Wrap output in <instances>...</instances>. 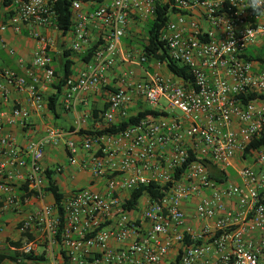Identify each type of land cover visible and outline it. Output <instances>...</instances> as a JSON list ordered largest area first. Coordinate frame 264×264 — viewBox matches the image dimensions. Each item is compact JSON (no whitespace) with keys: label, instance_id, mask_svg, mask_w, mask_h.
Masks as SVG:
<instances>
[{"label":"built area","instance_id":"built-area-1","mask_svg":"<svg viewBox=\"0 0 264 264\" xmlns=\"http://www.w3.org/2000/svg\"><path fill=\"white\" fill-rule=\"evenodd\" d=\"M97 1L71 4L73 51L83 54L91 46L90 22L98 23L100 43L87 69L67 79L65 110L78 114V103L89 104L82 96L109 85L131 22L155 19L163 5L169 6V14L161 40L170 58L189 69L194 85L159 62L152 64L148 79H138L127 69L108 94L98 128L82 135L84 121L77 115L71 130L50 127L30 139L25 152L6 128L25 129L30 108L0 112V155L7 159L0 164V179L8 163L28 169L21 183L28 184L29 195L22 199L12 182L0 181V217L39 205L20 222L25 238L13 251L24 257L45 255L62 264H168L177 245L181 264H264V148L253 153L254 164L237 170V181L229 175L264 127L263 102L244 100L264 94V73L254 71L248 56L256 38L264 36V22L256 23L260 15L246 8L249 0ZM7 13L0 16V49L15 57L4 36L26 32L36 42L32 66L38 72H28L29 83L0 68V98L8 102L12 89L27 91L33 108L42 112L48 105L42 82H56L53 41L44 30L61 32L58 14L51 0H13ZM133 61L132 54L123 59ZM146 61L141 53L137 56L140 64ZM145 110L163 115L144 117L116 134L99 133ZM60 146L67 163L46 167L48 149ZM81 151L88 154L82 164ZM78 166L99 188L72 191L60 214L54 202H47L45 189L50 180ZM212 168L229 179H212ZM150 184L166 187V194L158 201L145 195L137 208L125 210L132 192ZM193 198L195 219L201 223L196 229L188 227L184 211ZM187 237L192 244H186Z\"/></svg>","mask_w":264,"mask_h":264},{"label":"crops","instance_id":"crops-1","mask_svg":"<svg viewBox=\"0 0 264 264\" xmlns=\"http://www.w3.org/2000/svg\"><path fill=\"white\" fill-rule=\"evenodd\" d=\"M109 0H99L98 5L108 2ZM0 16L7 17V9L2 6V0H0ZM264 22V15L256 20V23ZM136 24V25H135ZM145 23H140L139 21L131 22L129 30L126 37L123 39L122 43V53L120 56V61L118 66L114 71L109 73V85L103 87L97 93H91L82 96V100L89 102L88 107H84L81 103H78V114L74 112L65 110L63 106L65 98V88L63 89L59 100L55 106L54 111L50 110L47 105V109L38 112L33 108L32 102L27 91H18L16 89L11 90L10 99L8 102H3L0 98V112H10L14 107H27L31 110V117L29 119L28 126L23 129L20 127H7L6 132L10 133L17 137L18 140V149L22 152H25V145L30 139H35L43 136L46 133V130L50 127H57L64 130H71L74 124V121L79 115L84 121V130L91 131L95 130L99 126V117L107 109V98L108 94L114 90L115 84L118 80V77L127 69H132L136 72L138 79H148L150 74L154 73V68L146 67L143 64L137 62V56L141 53V45L138 42L137 34L140 32L141 28H144ZM90 35L92 39L90 48L97 43L100 32L98 29V23L90 22L89 25ZM45 35L50 37L53 41V48L51 55L53 58V68L56 73V82H58V76L63 72V69L66 65L67 60L73 62L72 67V76H77L80 72L84 71L88 67V62L84 60V57L87 55V51L83 54H79L73 51V44L75 41V35L73 32H68L67 34H62L52 29L44 30ZM5 39L8 47L15 50V57L9 55L8 51L5 49H0V68L4 70H10L16 73L19 76H24L27 78L28 82L31 83V77L29 76V71L37 73L38 71L33 69L32 58L33 51L36 47V42L28 36L25 32L21 35L15 34L13 31H9L5 34ZM264 45V36L259 35L254 44L248 49V56L252 59L254 63V71L256 73H264V54L261 55L257 52V48H260ZM70 56L68 57V55ZM132 54L136 61L132 63H125L123 59H126V56ZM19 59L23 60V63H19ZM167 72V71H165ZM168 73V72H167ZM54 85V84H53ZM48 86L42 82L41 90L44 94L46 101L49 103L50 98L56 94L57 90L54 89V86ZM264 104V101H262ZM79 140V137H75ZM244 158V156H243ZM88 159V154L81 151L80 153V163L82 164ZM252 161H248L247 164L251 165V162H255V159L252 157ZM7 159L0 155V164L6 163ZM67 163V152L63 146L60 147H50L46 153L44 159V165L48 168H53L58 165ZM254 164V163H253ZM28 174V169H22L18 166L11 164L6 165L4 171V176L0 181H10L15 185L16 190H18L19 185H21V177H26ZM10 178H12L10 180ZM6 179V180H5ZM56 182L60 186L61 190L66 194H70L72 191H76L82 188H99V185L94 183L91 179V176L88 171H86L81 166L75 168H69L66 173L60 175L56 178ZM50 197V196H47ZM51 198V197H50ZM48 199V198H47ZM48 201V200H47ZM48 202H52L50 199ZM197 204V199H191L187 204L184 205V211L187 216V225L191 228L201 227V223L195 219V207ZM39 206L37 203L31 206H23L19 210H10L4 216L0 217V255H15L18 259V262H12L10 260H5L1 264H31L32 261L26 260L24 256L13 251V243L18 242L23 237L19 232V224L26 217L28 212L37 209ZM191 209H194V213L191 212ZM192 214H194L192 218ZM256 237V236H255ZM254 237V238H255ZM179 250L176 245L174 249L170 252L167 257V263L170 264L176 259L178 253H175ZM39 257L43 256L41 262H51V264H62L60 260L53 261L51 258L46 257L45 255H37ZM35 261V262H39Z\"/></svg>","mask_w":264,"mask_h":264},{"label":"trees","instance_id":"trees-1","mask_svg":"<svg viewBox=\"0 0 264 264\" xmlns=\"http://www.w3.org/2000/svg\"><path fill=\"white\" fill-rule=\"evenodd\" d=\"M54 5V9L58 14L57 19V26L62 34H67L73 26L72 22V12H71V4L73 1L76 0H51ZM13 3V0H2V6L6 9L10 8ZM168 14H169V6L163 5L160 6L157 10V15L155 19L149 20L144 25L145 30V41L142 43L141 47V54L147 58V61L143 64L146 67H151L154 62L163 63L166 65L168 71L174 75L175 77L181 78L185 83L194 85L193 76L191 75L188 68L179 65L178 63L174 62L168 53L167 47L165 42L161 40V31L165 27L168 22ZM99 42L95 43L90 50L87 51V55L84 57L88 63L91 61L94 51L99 46ZM70 54L68 55V57ZM250 60H252L250 58ZM72 67L73 62L67 60L66 65L63 69V72L60 76H58V82L55 83L54 89L57 90L56 94H54L48 103V108L50 110L55 109L57 101L65 87L67 79H69L72 75ZM57 76V75H56ZM245 101H264V94H250L247 97H244ZM163 113L152 111V110H145L143 112H139L136 115L130 117L128 120L122 121L118 124L113 125L112 127H108L104 130L99 131V133H106V134H116L120 131H123L125 128L136 124L139 120L144 117L149 116H160ZM91 132V131H90ZM89 131H82L81 134H88ZM264 148V127L260 133V135L255 138L250 146L247 148L244 158L248 159V157H252L253 153L259 149ZM49 175L51 172L48 173ZM234 172L232 169L229 170V175H233ZM229 175L223 173L215 168L211 169V177L214 180L219 182H223L229 179ZM167 192L166 187H160L155 184H150L147 186H142L132 192L130 199L126 202L124 209L128 211H132L137 208L140 200L147 195L151 199L158 201L160 200ZM18 193L22 199L26 196H29L28 193V184L21 183L18 188ZM45 193L48 196H51L54 204L58 207L60 214H62V203L66 194L61 190L60 186L56 181L50 180L46 189ZM25 236H23V239ZM29 239L32 240L33 237L29 235ZM186 244H192L189 237L186 238ZM196 244H200V241L196 242ZM14 246L20 247L22 245V240L13 243ZM26 260L29 261H39L43 260L44 257L35 256V255H28L25 256ZM10 260L12 262H18V259L15 255H7L3 254L0 255V264L5 261ZM170 264H181V253L176 257L174 261Z\"/></svg>","mask_w":264,"mask_h":264},{"label":"rangeland","instance_id":"rangeland-1","mask_svg":"<svg viewBox=\"0 0 264 264\" xmlns=\"http://www.w3.org/2000/svg\"><path fill=\"white\" fill-rule=\"evenodd\" d=\"M136 25V24H135ZM137 36H138V42H139V45H142V43L145 41V30H144V28H141L140 29V32L137 34ZM257 52H259L261 55H263L264 54V45H262L260 48H257ZM252 159V157H248V159H245V158H243V157H241L239 160H237L236 161V163H235V167L232 169L233 170V172H234V174L231 176V179L232 180H235V181H237L238 180V177H237V170L238 169H240L242 166H244L245 164H247V162L250 160V161H252L251 160ZM254 162H251L250 164H253ZM48 199V201L51 199L50 197H47ZM47 201V202H48ZM191 212L192 213H194V209H191ZM193 216H194V214H192V218H193ZM194 219V218H193ZM39 252H42L43 251V249L42 248H39V250H38ZM175 253H178V251L177 252H175ZM31 264H51V262H41V261H39V262H35V261H32L31 262Z\"/></svg>","mask_w":264,"mask_h":264},{"label":"clouds","instance_id":"clouds-1","mask_svg":"<svg viewBox=\"0 0 264 264\" xmlns=\"http://www.w3.org/2000/svg\"><path fill=\"white\" fill-rule=\"evenodd\" d=\"M246 8L251 9L254 14L264 15V0H249ZM243 10L244 9H239V12Z\"/></svg>","mask_w":264,"mask_h":264}]
</instances>
